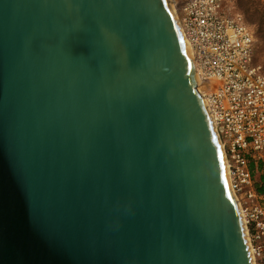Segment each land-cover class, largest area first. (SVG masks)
<instances>
[{
  "label": "water",
  "instance_id": "obj_1",
  "mask_svg": "<svg viewBox=\"0 0 264 264\" xmlns=\"http://www.w3.org/2000/svg\"><path fill=\"white\" fill-rule=\"evenodd\" d=\"M169 0H0V264H252Z\"/></svg>",
  "mask_w": 264,
  "mask_h": 264
},
{
  "label": "built area",
  "instance_id": "obj_2",
  "mask_svg": "<svg viewBox=\"0 0 264 264\" xmlns=\"http://www.w3.org/2000/svg\"><path fill=\"white\" fill-rule=\"evenodd\" d=\"M178 10L241 202L254 263L264 264V202L255 176L264 162V70L253 59L256 28L236 0H183Z\"/></svg>",
  "mask_w": 264,
  "mask_h": 264
},
{
  "label": "rangeland",
  "instance_id": "obj_3",
  "mask_svg": "<svg viewBox=\"0 0 264 264\" xmlns=\"http://www.w3.org/2000/svg\"><path fill=\"white\" fill-rule=\"evenodd\" d=\"M179 9L183 0H175ZM238 8L257 31V41L254 47L253 59L264 70V0H236ZM257 187L264 202V162L255 169Z\"/></svg>",
  "mask_w": 264,
  "mask_h": 264
},
{
  "label": "bare ground",
  "instance_id": "obj_4",
  "mask_svg": "<svg viewBox=\"0 0 264 264\" xmlns=\"http://www.w3.org/2000/svg\"><path fill=\"white\" fill-rule=\"evenodd\" d=\"M169 1H170V3H171V6H172L174 12L176 13V16L178 17V20L180 21L179 10H178V7H177V4H176V1H175V0H169ZM179 23H180V22H179ZM182 34H183V32H182ZM183 36H184V35H183ZM184 41H185V45H186L187 51H188V53H189V55H190V58H191V60H192V64H193L194 70L196 71V74H197L196 64H195V62H194V55H193V53H192V50H191L190 44H189L187 38H185V37H184ZM197 77H198V76H197ZM197 86H198V89H199L200 93L203 95L204 99L206 100L207 104L209 105V99H208V97H207V93H206L205 90H204L203 82L201 81L200 78H198ZM234 194H235L236 199H237V201H238V203H239L240 209H242V208H241V202H240V200H239V197L236 195L235 192H234ZM243 219H244V218H243ZM248 241H249V238H248ZM249 246H250V245H249ZM250 252H251V248H250ZM251 258H252V264H255V263H254V258H253V256H252V252H251Z\"/></svg>",
  "mask_w": 264,
  "mask_h": 264
}]
</instances>
